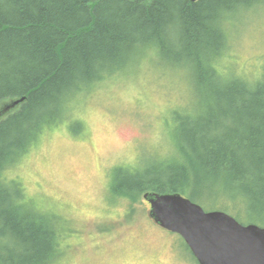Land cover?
<instances>
[{"label": "trees", "instance_id": "1", "mask_svg": "<svg viewBox=\"0 0 264 264\" xmlns=\"http://www.w3.org/2000/svg\"><path fill=\"white\" fill-rule=\"evenodd\" d=\"M263 3L0 0V107L25 98L0 119V176L82 90L154 51L188 72L202 112L180 121L183 163L126 175L119 195L134 204L146 193H179L194 202L202 193L215 202L221 193L243 199L251 223H264V76L253 85L227 79L216 63L228 25ZM12 185L7 193L0 185V234L10 239L0 246V264H51L58 250L53 219L23 211Z\"/></svg>", "mask_w": 264, "mask_h": 264}, {"label": "rangeland", "instance_id": "2", "mask_svg": "<svg viewBox=\"0 0 264 264\" xmlns=\"http://www.w3.org/2000/svg\"><path fill=\"white\" fill-rule=\"evenodd\" d=\"M227 32L217 68L253 85L264 76V3L237 15ZM131 63L82 90L64 117L1 171L4 193L15 183L23 211L52 217L58 250L51 264H197L178 234L149 218L144 197L132 204L117 184L152 166L183 163L180 121L202 112L201 102L188 72L154 51ZM201 196L195 203L205 211L253 224L243 199ZM1 235L5 248L10 239Z\"/></svg>", "mask_w": 264, "mask_h": 264}, {"label": "water", "instance_id": "3", "mask_svg": "<svg viewBox=\"0 0 264 264\" xmlns=\"http://www.w3.org/2000/svg\"><path fill=\"white\" fill-rule=\"evenodd\" d=\"M24 101H13L3 114ZM143 197L151 206L149 217L180 235L199 264H264V227L242 224L223 211L207 212L179 193Z\"/></svg>", "mask_w": 264, "mask_h": 264}]
</instances>
